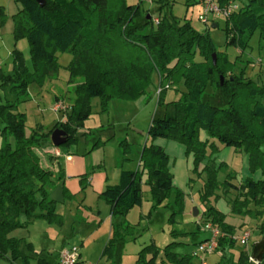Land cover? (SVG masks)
I'll return each mask as SVG.
<instances>
[{"label":"trees","instance_id":"obj_1","mask_svg":"<svg viewBox=\"0 0 264 264\" xmlns=\"http://www.w3.org/2000/svg\"><path fill=\"white\" fill-rule=\"evenodd\" d=\"M15 1L21 8L12 17L13 36L15 40L27 39L32 70L26 67L22 53L14 48L12 69L6 74L0 73V86L9 82L10 91L17 97L23 96L32 84L41 86L54 76L58 68L57 51L70 53L72 59L66 68L75 99L64 120L53 128L67 133L65 145L72 138V124L78 125L89 116L91 98H137L145 94L156 75L161 87L159 102L166 88L182 91L177 100L170 102L173 106L170 116L150 121L149 139L165 138L183 144L186 153L193 156L194 170L205 156L208 140L199 139L200 129L224 146L242 149L248 155L251 170H261L260 179L246 178L237 187L231 183L233 177L227 175L219 184L216 171L206 164V177L200 188L199 198L206 206L202 212L203 223H212L221 233L214 252L232 247L235 227L225 221V214L209 199L216 189L231 186L237 190L234 212H242L251 202L264 208V79L257 82L232 73L227 58L215 51L207 33L193 29L189 21L179 22L169 10L159 9L152 17L140 4L129 5L123 0H44L43 6L36 0ZM229 1L237 4L235 0H218L221 6ZM2 8L1 16L5 15ZM154 18L158 19L156 24ZM225 18L228 44L242 51L255 30L264 42V0H247L243 6L237 4V9ZM213 53L217 56L214 63ZM196 56L201 59L196 61ZM208 86L218 104L204 100ZM40 129L33 127L26 134L23 113L17 112L16 104L0 103V258L11 262L22 258V264L28 263L29 255L20 249L21 238L10 235L13 230L27 226L20 221L21 214L28 221L33 217L61 220L54 211L55 200L49 194V187L57 177L41 165L37 152L43 140ZM167 158L162 146L153 142L143 145L139 167L121 170L118 183L106 186L99 193L109 205L111 218V233L101 256L112 259L118 243L132 231L124 216L133 206L141 204L143 172L153 202L159 204L174 192L176 211L182 212L183 195L173 187ZM84 179L82 175L81 180ZM36 210H40L38 214ZM201 229L202 225L197 226L191 236ZM259 236L264 240V221L259 225ZM169 246L163 248V253L170 264H190L195 256V251L171 252ZM26 248L31 252L30 243H26ZM160 250L150 242L137 252L134 264H155ZM218 264H264V251L258 258H251L245 251H240L236 260L221 256Z\"/></svg>","mask_w":264,"mask_h":264},{"label":"rangeland","instance_id":"obj_2","mask_svg":"<svg viewBox=\"0 0 264 264\" xmlns=\"http://www.w3.org/2000/svg\"><path fill=\"white\" fill-rule=\"evenodd\" d=\"M123 1L129 5L140 4L141 8L152 17L157 15L160 9L162 12L169 10L179 22L189 21L193 29L207 33L215 51L227 58L229 70L232 73L253 78L257 82L264 79V42L260 40L257 30L249 36L246 47L240 51L227 43L224 16H216L208 24L198 20L201 11L200 0ZM235 1L240 6L247 2V0ZM163 3L166 5L162 6ZM0 5L5 14L0 15V27H2L8 20V23H12L11 9L15 6L20 9V4L15 0H0ZM212 24L216 26L212 27ZM14 48L22 53L26 67L32 70L27 39L22 37L15 40L13 33L4 28L0 32V73L6 74L12 69ZM55 55L58 68L54 76L47 78L41 86L36 84L29 86L27 93L16 103H19L18 110L23 113L26 134L40 123L42 125L40 133L43 134L40 146H50L47 152L53 149L59 150L61 172L56 173L53 169L57 179L49 187L50 197L57 184L64 183L63 186L66 189L68 186L71 191L65 201H55L54 211L56 214H61L60 221H48L41 217H33L28 221L27 217L21 214L20 221L26 222L27 226L15 229L12 235L21 238L20 249L24 254L29 255L27 264H58L59 250L72 245L78 247L85 264H101L107 260L106 256L101 257L107 240L104 237L105 227L103 225L99 227L96 216L90 214L81 203L86 188V204L94 207L97 197L91 188L85 185L81 177L85 175L86 178H91L93 171L98 172L100 168L103 173H109L114 168L136 169L143 145L151 142L158 145L164 144L166 148L167 168L172 177L173 187L181 191L183 195V210L181 213L176 211L178 206L175 203L174 192H171L159 204L153 202L150 188L145 182L146 174L143 172L140 182L141 204L133 206L124 216L125 223L133 229L116 246L113 263L116 259H120L123 264H134L137 252L150 242L161 248L155 264H160L161 261L164 262L163 264H170L163 253V248L167 244H170L171 252L175 253L188 254L197 251L196 243L208 234L202 229L193 237L190 234L205 221L202 212L205 211L206 206L199 198L200 188L206 177L205 165H211L216 171V181L219 184L226 179L227 175H230L233 177L231 183L237 187L246 178L260 179L261 170L259 168L251 170L248 155L242 149L224 146L203 129L199 130L198 136L201 140L208 139L206 151L195 170L193 156L186 153L183 144L165 138H156L154 141L149 139L147 129L150 121L153 118L170 116L173 113L170 102L177 100L182 91V89L176 91L173 88H166L162 101L159 102L156 75L152 77L145 94L137 98L110 97L105 100L91 98L90 114L80 124H72V138L69 144L54 146L50 140L54 125L62 122L75 99L73 85L68 81L69 72L66 68L72 55L66 51H57ZM216 57L215 54V60ZM200 59L196 56L195 60ZM10 88L11 85L6 81L0 86V102L16 100L17 95L12 93ZM204 93L205 101L218 104L210 86ZM56 102H61L66 106V110L54 111L53 106ZM49 155L52 154L49 153ZM69 159L72 160L68 161ZM236 193L235 188L225 186L216 189L210 196L209 202L225 213L226 222L235 227L233 236L235 243L232 247L205 254L203 257L206 264H218L221 256L236 260L240 251L249 253L251 258H258L264 251V240H261L259 236V225L261 221H264V208L257 207L251 202L242 208V212H234L232 207ZM194 208L197 209L195 216ZM39 211L36 210L35 213L38 214ZM247 230L251 235L245 244H241L237 239ZM178 242H184V244ZM26 243H30L31 252L27 250ZM108 260L110 263L113 261ZM0 264H22V258L15 262L0 258ZM190 264H201V261L194 256Z\"/></svg>","mask_w":264,"mask_h":264},{"label":"crops","instance_id":"obj_3","mask_svg":"<svg viewBox=\"0 0 264 264\" xmlns=\"http://www.w3.org/2000/svg\"><path fill=\"white\" fill-rule=\"evenodd\" d=\"M18 8H19L18 6L12 7V9H11V11H12V14L11 15L12 16L16 12H18L20 10ZM8 22H9V20L2 27H0V32L3 31L4 28H7L9 30V32H12L13 33V20H12V23H8ZM26 93H27V91H26ZM20 98H21V96L20 97H17L16 100H14L12 102H10L8 100H5L6 101L5 103H15L16 104V108H17V112L21 113L18 110L19 103H16L17 101L20 100ZM56 99H57V97H56ZM0 103H2V102H0ZM64 118H63V120H64ZM37 127H40L41 128L42 125L39 123V124H37ZM159 145L162 146L164 148L165 152H166V148H165L164 144H160L159 143ZM50 148H51L50 146L49 147L48 146H44V147L43 146H39V148H37V152H38V155L40 157V163H41V165L43 167H45L47 169H50L52 172H53V169H54V171L56 173H60L61 172V164H60V161H59L58 157L49 155V152H47V151H49ZM45 158H47L48 160H46ZM69 158H70V156H69ZM71 160L72 159H69L68 161H71ZM137 167H139V164H138ZM137 167H136V169H137ZM100 170H101V168H100ZM100 170L98 172L93 171V175H92L91 178L90 177H87V178L85 177V179L83 180L85 182V185H88V187L91 188V190L94 192V195L97 197V199L95 201V204H94V207H92L91 204H86L85 203V198H86V194L85 193L87 192V188L84 190V196H83V198L81 200L82 201L81 203L84 204V206H85L84 208L88 212H90V214L92 213L94 217L96 216L95 218L99 221V223H98L99 227L102 226V225H103V227H105L104 237L108 240V238L110 236V233H111V228H110V225H111L110 209H109V205L106 203V201H104V199H102L101 197H99V193L102 190H104V188L106 186H108V185H115V184L118 183L119 172L121 170H135V169L114 168L109 173L108 172H104L103 173ZM63 185H64V183L63 184H57L55 186V188L52 191V196H51L53 200H55V201H62V202L66 200V196L68 194H70V191L71 190H69L70 188H68V186H67V189H66ZM75 189H77V188H75ZM73 191H76L77 192L79 190H73ZM58 215H61V214H58ZM107 229H109V232H107ZM13 231L10 233V235H12ZM12 236H14V235H12ZM107 240H106V242H107ZM79 257H80L79 258L80 262L82 264H84L83 263L84 261L81 258L82 256H81L80 251H79ZM101 257H103V256H101ZM113 257H114V255H113ZM111 260H113V261H111L112 263H110L109 260H108V258H107V260H105L101 264H123L122 260H120V259H116V262L115 263H113L114 262V258H112Z\"/></svg>","mask_w":264,"mask_h":264},{"label":"built area","instance_id":"obj_4","mask_svg":"<svg viewBox=\"0 0 264 264\" xmlns=\"http://www.w3.org/2000/svg\"><path fill=\"white\" fill-rule=\"evenodd\" d=\"M201 11L198 15V20L201 23L208 24L212 22V20L216 16H224L226 17L230 12L237 9V4L234 1H229L224 6H221L218 0H200ZM153 22L156 24L158 22L157 18L153 19ZM161 90V87H158L157 93ZM66 106H64L61 102H56L53 106L54 111L66 110ZM55 157L59 156V150L53 149L49 152ZM202 229L207 231L210 235L209 238L202 241L197 245V251L194 252L195 256H197L201 264L205 263V258L203 257L205 254L212 253L217 248V237L221 235L219 228L214 226L210 222H205L202 224ZM250 231H244L240 238L237 240L241 244H245L248 238L250 237ZM79 249L76 245L63 247L59 251V260L58 264H80L79 260ZM82 264V263H81ZM85 264V263H84Z\"/></svg>","mask_w":264,"mask_h":264},{"label":"water","instance_id":"obj_5","mask_svg":"<svg viewBox=\"0 0 264 264\" xmlns=\"http://www.w3.org/2000/svg\"><path fill=\"white\" fill-rule=\"evenodd\" d=\"M37 3L40 5V6H43L44 5V0H36ZM146 17L148 18L149 15H146ZM212 27H215L216 25L215 24H212L211 25ZM212 61L213 63L215 62V53L212 54ZM222 76H220V81L222 82ZM50 140L52 142V144L54 146H59V145H62L66 142L67 140V133L63 130V129H59V128H56L54 129L52 132H51V135H50ZM193 215L195 216L196 213H197V209L194 208L193 209Z\"/></svg>","mask_w":264,"mask_h":264}]
</instances>
